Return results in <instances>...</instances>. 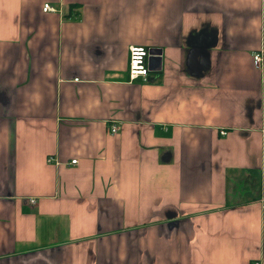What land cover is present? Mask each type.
I'll use <instances>...</instances> for the list:
<instances>
[{
  "label": "crops",
  "instance_id": "0c3cea01",
  "mask_svg": "<svg viewBox=\"0 0 264 264\" xmlns=\"http://www.w3.org/2000/svg\"><path fill=\"white\" fill-rule=\"evenodd\" d=\"M253 261L264 0H0V264Z\"/></svg>",
  "mask_w": 264,
  "mask_h": 264
},
{
  "label": "built area",
  "instance_id": "2783aa9c",
  "mask_svg": "<svg viewBox=\"0 0 264 264\" xmlns=\"http://www.w3.org/2000/svg\"><path fill=\"white\" fill-rule=\"evenodd\" d=\"M42 11L44 13L55 12V9L49 4H43ZM128 77L130 81H133L137 78H142L143 80L147 77L149 73L148 58L151 57L150 48L142 46H130L128 50ZM253 61L256 66L260 64L261 55L256 53L253 55ZM119 125H112L110 128V134H115L119 130ZM47 162H52L50 158L47 159ZM70 164H76V160H72ZM29 203L31 205L35 204L34 199H30ZM250 264H260L258 261H253Z\"/></svg>",
  "mask_w": 264,
  "mask_h": 264
},
{
  "label": "water",
  "instance_id": "95a60500",
  "mask_svg": "<svg viewBox=\"0 0 264 264\" xmlns=\"http://www.w3.org/2000/svg\"><path fill=\"white\" fill-rule=\"evenodd\" d=\"M151 57L148 58L149 69L152 70V66H156L157 69L160 68V58L161 55L160 50L158 49H150ZM157 63V64H156Z\"/></svg>",
  "mask_w": 264,
  "mask_h": 264
},
{
  "label": "rangeland",
  "instance_id": "374dc122",
  "mask_svg": "<svg viewBox=\"0 0 264 264\" xmlns=\"http://www.w3.org/2000/svg\"><path fill=\"white\" fill-rule=\"evenodd\" d=\"M261 58H262V56H261ZM262 60V59H261ZM260 63H261V61H260ZM150 70V69H149Z\"/></svg>",
  "mask_w": 264,
  "mask_h": 264
}]
</instances>
